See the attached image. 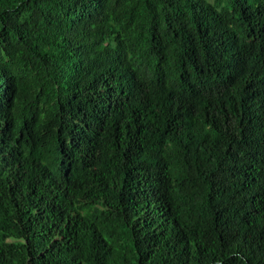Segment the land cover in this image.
I'll use <instances>...</instances> for the list:
<instances>
[{
  "label": "trees",
  "instance_id": "16d2710c",
  "mask_svg": "<svg viewBox=\"0 0 264 264\" xmlns=\"http://www.w3.org/2000/svg\"><path fill=\"white\" fill-rule=\"evenodd\" d=\"M0 264H264V0H0Z\"/></svg>",
  "mask_w": 264,
  "mask_h": 264
}]
</instances>
